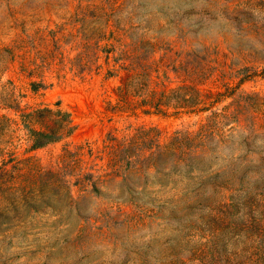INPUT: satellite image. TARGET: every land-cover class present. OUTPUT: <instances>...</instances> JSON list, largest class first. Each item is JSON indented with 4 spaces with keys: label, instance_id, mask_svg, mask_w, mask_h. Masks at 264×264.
<instances>
[{
    "label": "rangeland",
    "instance_id": "rangeland-1",
    "mask_svg": "<svg viewBox=\"0 0 264 264\" xmlns=\"http://www.w3.org/2000/svg\"><path fill=\"white\" fill-rule=\"evenodd\" d=\"M195 85L225 94L218 136L175 167L153 146L212 113L159 101ZM3 94L74 130L19 149L35 184L0 197V264H264V0H0Z\"/></svg>",
    "mask_w": 264,
    "mask_h": 264
},
{
    "label": "trees",
    "instance_id": "trees-1",
    "mask_svg": "<svg viewBox=\"0 0 264 264\" xmlns=\"http://www.w3.org/2000/svg\"><path fill=\"white\" fill-rule=\"evenodd\" d=\"M128 77L130 78V76ZM224 95V93L203 95L196 85L192 87L181 86L170 91L169 94L163 93L162 99L159 102H162L167 108L172 107L177 110H187L189 113L211 111L212 115L208 118L209 124L203 126L196 135L176 136L164 146L155 144L153 146L154 154L166 153L168 156L174 157L176 159L175 167H177L181 156L185 154L190 155L197 151L196 145H194L196 141L198 143L204 142L205 139L211 136H218L215 133L217 129L213 120H216L219 115L213 110ZM11 98L10 94L0 95V104L19 113L20 118L19 120H14L7 116L0 117V197L5 198L9 202V205L15 203L18 194H23L21 196L26 198V192L30 191L32 185L35 184L33 182L34 176L31 173L32 168L28 169L26 165L27 161L32 160L33 157L26 159H18L17 157L23 143L29 144L26 151H34L59 141L63 136L71 134L74 130V127L71 126V121H69V114H63L60 111L55 113L51 109H46L44 112L48 113L51 117L56 114L61 116L57 121L59 127H49L47 130L36 129L34 126L38 122V113L27 115L22 113L20 115V108L10 105ZM203 99L206 100L203 101ZM159 102L156 105L158 108H160ZM203 104L204 107L200 108L199 106ZM25 117H30V120L25 121ZM221 117L231 118V116L229 117L226 114ZM212 121L213 125H210ZM155 169L160 171L158 167H155Z\"/></svg>",
    "mask_w": 264,
    "mask_h": 264
}]
</instances>
